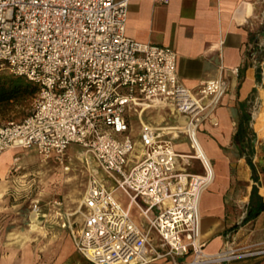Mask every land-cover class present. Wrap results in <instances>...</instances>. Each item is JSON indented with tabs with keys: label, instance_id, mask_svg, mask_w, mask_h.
I'll list each match as a JSON object with an SVG mask.
<instances>
[{
	"label": "built area",
	"instance_id": "2783aa9c",
	"mask_svg": "<svg viewBox=\"0 0 264 264\" xmlns=\"http://www.w3.org/2000/svg\"><path fill=\"white\" fill-rule=\"evenodd\" d=\"M128 6V0H0V74L38 88L32 111L0 126V156L36 147L69 170L72 145L85 150L93 166L80 205L83 220L71 237L92 264H209L235 257L234 249L221 259L232 247L205 251L199 210L214 175L211 160L195 157L209 107L204 99L223 92L227 80L203 81L193 92L179 79L172 47L127 34ZM143 105L176 110L189 129L166 138L143 124L133 136L131 116ZM182 134L190 157L175 148ZM192 159L203 173L189 171ZM118 192L129 198L127 208ZM134 205L146 228L132 219ZM32 209L41 211L39 201ZM250 253L264 255V244ZM188 255L190 261L180 260Z\"/></svg>",
	"mask_w": 264,
	"mask_h": 264
},
{
	"label": "crops",
	"instance_id": "0c3cea01",
	"mask_svg": "<svg viewBox=\"0 0 264 264\" xmlns=\"http://www.w3.org/2000/svg\"><path fill=\"white\" fill-rule=\"evenodd\" d=\"M128 1L127 34L172 47L178 54L179 79L189 89L195 92L209 79L227 80L223 92L204 99L209 107L198 130L215 172L201 197L200 238L210 254L233 245L239 250L235 260L209 264H264V255L250 257L264 244V208L248 217L264 202V0ZM156 109L166 113L162 121L144 119ZM167 116L175 122L162 126ZM131 120L134 129L151 124L166 138L187 123L174 109L150 105L139 106ZM174 144L178 153H193L186 134ZM196 161L191 160L189 171L203 173ZM7 201L12 203V150L0 156V205ZM0 264H32L12 242V233H0Z\"/></svg>",
	"mask_w": 264,
	"mask_h": 264
},
{
	"label": "rangeland",
	"instance_id": "374dc122",
	"mask_svg": "<svg viewBox=\"0 0 264 264\" xmlns=\"http://www.w3.org/2000/svg\"><path fill=\"white\" fill-rule=\"evenodd\" d=\"M34 98L15 105L13 111L0 118V126L9 120L27 116L34 107ZM164 116L166 113L163 110L156 109L146 113L144 119L159 123ZM168 122H175L174 117L167 116L165 121L161 122L162 126L170 124ZM184 126L181 125L180 128ZM137 130H134L133 136L138 135ZM198 140L202 144L199 134ZM68 154L72 160L70 169L66 170L62 163L53 157L45 158L39 154L36 147L12 150V203H9L12 204V209L8 208V201L6 205H0V233H12V242L22 247L32 264H92L71 248L69 236L71 230L78 229L83 220L80 205L93 161L87 157L85 150L76 144L72 145ZM197 163L201 165L200 161ZM189 169L191 170V167ZM201 169L204 171L203 167ZM118 199L124 208L128 207L129 198L123 193L119 192ZM35 201L40 203L43 221L40 224L41 229L30 231L24 224V217L31 211ZM131 217L140 227H147L136 205L131 209ZM231 247L238 255L237 247ZM257 256L260 255L250 257ZM236 258L237 256L225 260Z\"/></svg>",
	"mask_w": 264,
	"mask_h": 264
},
{
	"label": "trees",
	"instance_id": "16d2710c",
	"mask_svg": "<svg viewBox=\"0 0 264 264\" xmlns=\"http://www.w3.org/2000/svg\"><path fill=\"white\" fill-rule=\"evenodd\" d=\"M37 86L24 77L3 72L0 74V118L13 111L14 106L22 104L36 96ZM264 208V202L248 213V217L258 215Z\"/></svg>",
	"mask_w": 264,
	"mask_h": 264
},
{
	"label": "bare ground",
	"instance_id": "6f19581e",
	"mask_svg": "<svg viewBox=\"0 0 264 264\" xmlns=\"http://www.w3.org/2000/svg\"><path fill=\"white\" fill-rule=\"evenodd\" d=\"M184 128L185 129H189L188 126H184L182 129H184ZM197 140H198V137H197ZM198 150H199V152H198L199 155H197L195 157H202L206 161L211 160L210 157L207 154V151L204 149V147L202 146L200 141L198 143ZM182 154H183V157H190L189 155H191V154H184V153H182ZM212 174L215 175L214 169L212 170ZM42 221L43 220L41 219L40 211H36V210H33V209H32V211L27 213L25 215V217H24V224L29 227L28 229L30 231L41 229L40 224L42 223ZM233 251H234V249H232V248L227 250V251H225L224 253H222L221 259L231 256Z\"/></svg>",
	"mask_w": 264,
	"mask_h": 264
}]
</instances>
